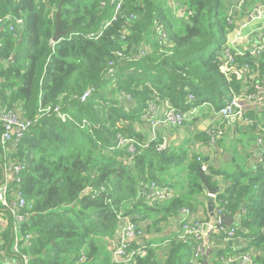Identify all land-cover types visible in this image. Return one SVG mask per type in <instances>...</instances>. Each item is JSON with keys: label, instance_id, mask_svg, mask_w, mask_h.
Here are the masks:
<instances>
[{"label": "trees", "instance_id": "trees-1", "mask_svg": "<svg viewBox=\"0 0 264 264\" xmlns=\"http://www.w3.org/2000/svg\"><path fill=\"white\" fill-rule=\"evenodd\" d=\"M251 1L228 24L236 6L228 0H181V18L166 0H0V18L22 20L21 25L0 24V110L16 111L30 122L16 151L4 158L0 145V179L4 164H25L14 187L32 206L19 211L29 216L16 228L0 204V215L7 216L0 229V258L19 264L22 255L28 264H131L112 258L120 222L130 219L140 232L127 245L140 249L134 264H193L191 243L146 237L161 233L183 208L197 211L205 160L189 157L186 149L158 152L161 139L130 155L117 146L116 135L147 143L136 126L150 103L166 102L184 114L207 106L218 114L233 97L254 94L255 84L264 89V52L235 56L238 68L247 71L241 80L220 70L227 36L250 16ZM116 3L120 9L112 20ZM58 9L60 30L68 34L53 43ZM157 26L166 33L163 42ZM143 48L147 52L137 57ZM109 63L113 76L107 74ZM123 98L132 107L124 106ZM47 107L51 111L44 113ZM55 107L70 118L62 121ZM262 109L257 114L248 107L243 114L254 129H264ZM83 120L87 125L81 127ZM197 136L203 143L208 140L205 132ZM203 175L212 187L217 188V176L229 182L214 203L236 220L234 240L245 246L239 250L235 244L232 250L229 243L215 253L218 260L264 250V155L252 170L237 166L224 172L208 166ZM150 184L161 194L157 199L142 195ZM16 232L21 236L18 255L12 251ZM214 237L223 242L224 236ZM250 258L253 264L264 262Z\"/></svg>", "mask_w": 264, "mask_h": 264}, {"label": "built area", "instance_id": "built-area-1", "mask_svg": "<svg viewBox=\"0 0 264 264\" xmlns=\"http://www.w3.org/2000/svg\"><path fill=\"white\" fill-rule=\"evenodd\" d=\"M115 0H113L114 2ZM232 1V0H228ZM246 0H235L234 3L236 6L230 9L228 13L227 22L228 24H232L231 16L236 13L240 12L241 9L244 7ZM120 9V3H116L114 14L112 20L116 19L117 12ZM172 9L174 13L181 17L180 13L183 8L179 4L172 3ZM184 11V10H183ZM256 12L257 18L252 19L250 23H244V20L239 21L236 26H239V32L237 37L241 40V42H245L251 33H257L256 35V43L258 44L255 49L250 50L248 53L254 57H258L261 53L264 52V3L257 4L255 9L253 10ZM189 12L187 15H190ZM131 18H134L131 16ZM18 25L22 24L21 19H14L11 16H5L4 18H0V24L5 25L9 24L8 22H14ZM11 26V25H10ZM12 30V27H10ZM160 33L159 40H165L166 34L164 31L157 29ZM100 33L96 34L99 36ZM94 35H91L93 37ZM145 53V49H140L137 57H140L142 54ZM236 55H244V53L235 50L233 45L229 43V46L222 51V55L219 57L220 61V70L221 72L226 75L227 77L231 74H234L238 80L244 78L246 74V70L238 68L237 64L235 63V56ZM119 57L122 55L118 54ZM123 58V57H122ZM110 68L108 69L107 74L113 76L114 71L112 70L113 64L109 63ZM264 80V74H263ZM256 92L251 95H243L242 97H233L229 103L225 107H223L218 115L222 118L223 121L226 123L229 122L231 118L236 117H243V113L246 111L248 107H253L257 110H261L264 106V94L261 93V88L258 84L254 86ZM86 95V94H85ZM189 100H192L193 97L189 95ZM156 104L150 103L146 110V113L143 115L142 119L147 121L151 126L157 125H167L173 128L180 127L184 123L185 115H194L196 108H193L188 113H182L175 109H169L166 111L164 116L161 119H154L151 114L153 113ZM51 111L50 107H47L43 110L44 113H49ZM53 112L57 113L58 117L61 118L62 121L68 120L70 117L64 113H62L58 107L53 109ZM247 121V120H245ZM0 124L2 127V133L0 135V145L4 152V158H6V154L13 153L16 151L20 140L24 137L27 129L30 126V122L23 119L20 114L16 111H6L0 110ZM87 125L86 122L82 123L81 127ZM208 135V144H214L219 136L222 135V128L216 126L211 127L207 131ZM117 139V146L126 149V152L130 155H133L136 152V149L139 147H147L151 142L156 141V138H152L150 142L145 144H140L139 142L128 139L120 134L116 135ZM263 142H264V134H259L257 143L259 148L261 149L258 162H262L263 160ZM168 147L164 142L158 144L157 151L161 152L166 150ZM202 159L198 156L197 160L200 161ZM26 169L25 164H11L6 163L2 169V175L0 179V204L1 206L5 207L6 210L9 211L11 216L13 217L14 224L16 228L22 223L25 222L27 217L29 216V212H19L22 209H27L28 211L31 209V205L28 204L21 195L20 191L14 187V184H18L21 182L20 175ZM200 171L203 174H208V165L205 162H202ZM142 195L145 196L147 199H157L161 194L156 190L154 184H150L145 187L142 191ZM11 199V201H9ZM222 208L220 209L215 205L213 210V217L209 221H205L200 219L196 213L190 211L188 208H183L179 211V227L180 232L176 235L175 239L182 243H191L192 244V259L191 262L194 264L197 261H200L202 257L205 256L206 246H207V239L211 235H222L224 236L223 241L225 243H230L234 241L236 236V228L234 226L226 227L220 223V217L225 215L222 214ZM229 217V216H226ZM126 220V224L121 227L119 232V241L118 244L112 254V258L115 262L118 263H133V259L140 253V249L137 250H129L128 243L135 239L137 235L140 234L138 228L131 222L130 219H123ZM7 225V216L0 215V229L3 226ZM26 239L29 238L28 235L25 236ZM20 240L21 236L20 233L16 232L14 236L12 251L15 255L20 254ZM129 241V242H127ZM82 258L81 260H83ZM239 259L243 260L245 264H253L250 256L248 255H240ZM220 261H224L227 264L233 263L235 260L234 258L225 260L224 258H220ZM0 264H19L18 260L13 258H0ZM21 264H28V258L25 255H22Z\"/></svg>", "mask_w": 264, "mask_h": 264}, {"label": "crops", "instance_id": "crops-1", "mask_svg": "<svg viewBox=\"0 0 264 264\" xmlns=\"http://www.w3.org/2000/svg\"><path fill=\"white\" fill-rule=\"evenodd\" d=\"M234 1L235 0H232V2ZM251 2L254 3V6L252 7V11H253L255 9V6L257 4L264 3V0H252ZM184 14L185 12L181 10L180 13L181 17H183ZM174 15L178 17L175 13ZM157 29H160L162 31L164 30L159 26L156 27V32L158 33V36H160V33L157 31ZM256 35L257 33H251L248 39L244 40L245 42H242L240 44L238 43V46L236 47L233 46L234 49L244 54L246 52H249L250 51L249 41L251 37H255L256 39ZM165 40H160V41L163 42ZM145 52L147 51L145 50ZM263 85H264V80H263ZM260 88H261V93L264 94V89L262 87ZM243 95H245L244 92ZM122 104L126 107H132L133 105L132 103H130V100L126 98H123ZM169 109L172 108L166 102L159 103L156 105L151 116L154 119H161L166 113V111ZM263 109L262 111H264ZM260 113L261 111L258 112L257 114ZM217 115L218 114H214V112H211L209 107L203 106L196 108L194 115H189V114L185 115L184 123L180 127L173 128L167 125L151 126L147 121L143 120L142 124L136 126V129L137 131L142 132L144 139L146 141L150 142V140L155 137L156 140L161 139V141L164 142L170 150L186 149L187 153H189V157L193 155H197L201 157L202 159L205 160V163L209 167L213 166L215 171H223V169H221L223 164H230L231 162H233L234 164L236 161H240V164H237L238 166H243L245 168H249L250 170L254 169L259 163L258 156L261 151L257 143V140L260 134L259 132L264 129L260 126L259 127L256 126L257 129L252 128L251 126L253 125V121L250 120L248 121L244 116L242 118L241 117L231 118L229 122L226 123L225 121L222 120L220 116H218L219 118H217ZM210 119H211L210 125L205 130V128L203 127L204 123ZM222 123H224L222 129L225 131V135L223 136V138L217 139L216 142L211 145L208 144V140L206 143H203L198 139L197 136L198 131L205 132L208 138L207 131L212 126L220 127ZM263 124H264V119H262V121L260 122V125ZM262 150L264 152V148ZM223 157L224 159L222 160ZM235 169L233 171H235ZM214 182L217 188L212 187L210 184L209 185L212 188L217 189L216 195L218 193L225 191L229 185V182L222 180V178L218 176L214 178ZM215 196L213 197V201ZM208 198H209V193L204 188L202 199L201 198L199 199L198 206L196 207L197 211L195 212L196 215L202 220H205L206 216L211 218L210 214L207 211ZM178 218L179 216H177L176 219L171 220L166 225H164L161 233L149 235L146 238L175 237L180 232ZM234 223H236V220H234ZM124 224H126V220L122 219L120 222V227H122ZM219 241L220 239L214 237V235L208 237L207 239L208 244L206 246L205 256L201 258V261H203L205 264H227L224 261L221 262L220 260H218V258L215 256V253L217 252V250L221 248L223 249L229 243L226 244L224 241L220 243ZM116 242H117L116 240L113 241L114 246L116 245ZM243 243H244L243 240L241 241L234 240L232 242L231 249L235 250V248L237 247L235 244H237L238 246H241L239 248V250H241L242 248L245 247L242 246ZM245 255L251 257L253 255V257H255L254 262H256L259 258L264 260V250L262 249L252 248L250 250H247ZM239 256L240 254H237L234 258L235 262L231 264H245L243 263L242 260L239 259ZM262 263L264 264V262Z\"/></svg>", "mask_w": 264, "mask_h": 264}, {"label": "water", "instance_id": "water-1", "mask_svg": "<svg viewBox=\"0 0 264 264\" xmlns=\"http://www.w3.org/2000/svg\"><path fill=\"white\" fill-rule=\"evenodd\" d=\"M59 13H60V9H58V11L56 12V20H57V24H56V28H55V34H54V37L52 39V42L53 43H56L58 40H60L61 38L63 37H66L68 32L65 31H61L60 30V20H59ZM257 18V15H256V12L253 11L250 16H248L247 18L244 19V23H250V21L252 19H256ZM239 29L240 27L239 26H235V28L228 34L227 36V42L228 43H231L234 47L238 46V43H242L241 40L237 37L238 35V32H239ZM210 122H211V119L208 120L207 122L204 123V128L206 130V128L210 125ZM228 159V158H227ZM203 185H204V188L208 191L209 193V198H208V201H207V211L208 213L210 214V217L212 218L213 217V210L215 208V203L213 201V197L216 195L217 193V189L215 188H212L206 178L204 177L203 173L200 172V175H199ZM220 223L222 225H225L226 227H229L231 226L233 223H234V219L232 218H227L226 216H221L220 217ZM129 242V241H127Z\"/></svg>", "mask_w": 264, "mask_h": 264}, {"label": "rangeland", "instance_id": "rangeland-1", "mask_svg": "<svg viewBox=\"0 0 264 264\" xmlns=\"http://www.w3.org/2000/svg\"><path fill=\"white\" fill-rule=\"evenodd\" d=\"M179 1H181V0H166V3H167V5H168V7L170 8V10H171V6H172V3H174V4H179L180 5V3H179ZM257 43H256V39H255V37H251V39H250V41H249V46H250V50H252V49H255L256 47H257ZM219 115H217V118H219L218 117ZM82 123H84V120L82 121ZM225 135V131L222 129V135L221 136H219V138L218 139H221V138H223V136ZM196 153H198V152H196ZM224 159V157L222 158V160ZM237 164H240V161H236L234 164H233V162H231L230 164H223L222 165V167H221V169H223V171L224 172H230V171H233L238 165ZM211 168L213 169V170H215L214 169V167L213 166H211ZM222 180H224L223 178H222ZM233 242V241H232ZM232 242H230V243H232ZM208 244V243H207ZM227 244V243H226ZM219 253V252H218ZM263 264V263H262Z\"/></svg>", "mask_w": 264, "mask_h": 264}, {"label": "clouds", "instance_id": "clouds-1", "mask_svg": "<svg viewBox=\"0 0 264 264\" xmlns=\"http://www.w3.org/2000/svg\"><path fill=\"white\" fill-rule=\"evenodd\" d=\"M253 12V11H252Z\"/></svg>", "mask_w": 264, "mask_h": 264}]
</instances>
